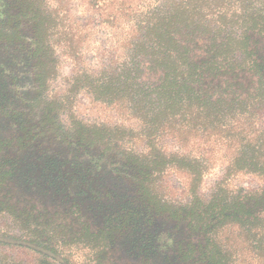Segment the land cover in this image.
I'll return each instance as SVG.
<instances>
[{
    "label": "trees",
    "instance_id": "obj_1",
    "mask_svg": "<svg viewBox=\"0 0 264 264\" xmlns=\"http://www.w3.org/2000/svg\"><path fill=\"white\" fill-rule=\"evenodd\" d=\"M50 2L0 0V215L26 233L0 234V243L36 252L39 264H71L64 251L81 245L101 264L94 250L114 245L128 222L137 264H239V252L240 264H264V0L102 1L100 25L129 23L132 36L115 61L73 75L60 99L49 93L57 50L77 58L78 48ZM79 92L137 130L65 127L60 116ZM125 135L144 151L124 150ZM164 137H198L202 148L167 153ZM217 155L222 176L204 199ZM169 170L186 178L180 206L156 189ZM240 174L259 186L231 190L227 180ZM100 210L123 215L102 216L103 231L83 216ZM0 264L23 263L0 254Z\"/></svg>",
    "mask_w": 264,
    "mask_h": 264
},
{
    "label": "rangeland",
    "instance_id": "obj_2",
    "mask_svg": "<svg viewBox=\"0 0 264 264\" xmlns=\"http://www.w3.org/2000/svg\"><path fill=\"white\" fill-rule=\"evenodd\" d=\"M102 1L108 2V6L112 9L120 0H98L97 6L93 7L89 4V0H51L49 3L51 9L60 7V15L62 23L60 30L71 34L73 41L77 43V58H73L76 54L66 53L63 50L64 44L59 47L57 54L60 57V71L59 74L51 83L49 88L50 95L58 96L59 99L65 95L69 79L82 71L97 72L102 64V61L116 60L121 55L123 45L130 40L132 36V27L129 23H125L118 29H105L100 25L102 20L100 6ZM101 2V3H100ZM61 3V5H60ZM62 33V32H61ZM69 37V36H68ZM65 52V54H64ZM65 112L60 116L63 125L67 127L69 124L78 122L83 126H104V127H119L130 128L137 130V122L129 117L126 113L118 111L115 107L106 106L100 102L94 101L92 97L86 92H79L73 99L70 105H66ZM124 150L134 152H143L144 143L137 141L136 138L124 136L122 140ZM159 145L167 153H176L185 150V152H197L202 148V140L191 138L187 144H180L176 140L170 138H161ZM214 161L213 165L205 176L200 189V195L204 199H208L210 192L213 189L215 182L222 176L223 158L219 157ZM222 158V159H221ZM185 175L176 170H169L164 172L156 181V189L160 196L168 202L180 206L186 202L185 194ZM112 181V180H110ZM231 190H238L240 188H253L259 186V181L250 176L238 175L227 180ZM128 182L122 184L126 186L127 192L130 190ZM101 204V202H100ZM109 206H115L116 202H106ZM37 212H31L36 215ZM111 214V222L122 217L123 212H84L89 221H92V228L101 229L104 231L108 226L102 224V216ZM124 216L127 215L125 212ZM76 216V215H75ZM76 219V218H74ZM113 224V223H112ZM128 222L124 231L119 230L115 235V244L110 248L105 249L104 245H100V249H95L98 253L97 258L100 257L101 264H137L135 259V238L137 237L132 226L128 228ZM107 231V230H105ZM0 234L6 237L24 238L26 233L18 227V223H14L6 214L0 215ZM223 236H226L223 232ZM120 240V241H119ZM239 240L237 239L236 242ZM0 254L7 255L9 258L22 262L23 264H39L40 256L29 249L22 248L17 245H4L0 243ZM68 256L71 264H94L95 256L92 255V249L75 245L69 247L64 251ZM244 254L239 252L235 255L237 263L244 261Z\"/></svg>",
    "mask_w": 264,
    "mask_h": 264
}]
</instances>
